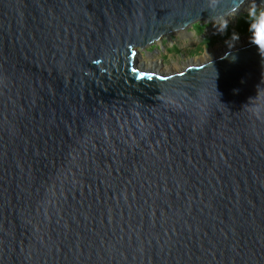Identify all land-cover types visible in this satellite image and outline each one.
<instances>
[{"label": "water", "instance_id": "obj_1", "mask_svg": "<svg viewBox=\"0 0 264 264\" xmlns=\"http://www.w3.org/2000/svg\"><path fill=\"white\" fill-rule=\"evenodd\" d=\"M264 0H0V264H264V55L138 48Z\"/></svg>", "mask_w": 264, "mask_h": 264}, {"label": "rangeland", "instance_id": "obj_2", "mask_svg": "<svg viewBox=\"0 0 264 264\" xmlns=\"http://www.w3.org/2000/svg\"><path fill=\"white\" fill-rule=\"evenodd\" d=\"M251 8L263 9L261 6L248 4L229 18L226 28L224 25L215 24L213 21L194 22L186 29L179 30L190 33L188 36L181 38L177 33L179 31L167 33L144 49L138 48V54L141 55L140 58L145 63L152 61L157 63L158 61L157 64L161 66L159 68L160 73L172 72L170 68L174 64L183 69L182 64L188 60H194V65H198L207 61V58L216 57L214 51L221 45L233 43L234 40L243 37L252 38L249 30V10ZM182 69L180 68V70Z\"/></svg>", "mask_w": 264, "mask_h": 264}, {"label": "clouds", "instance_id": "obj_3", "mask_svg": "<svg viewBox=\"0 0 264 264\" xmlns=\"http://www.w3.org/2000/svg\"><path fill=\"white\" fill-rule=\"evenodd\" d=\"M249 30L252 34L251 43L256 46L260 56L264 55V9L257 10L251 8L249 10ZM224 27H227V21H221ZM259 101L256 104L251 106V111L254 115L259 116L261 113H264V97H261L257 92L255 99Z\"/></svg>", "mask_w": 264, "mask_h": 264}, {"label": "bare ground", "instance_id": "obj_4", "mask_svg": "<svg viewBox=\"0 0 264 264\" xmlns=\"http://www.w3.org/2000/svg\"><path fill=\"white\" fill-rule=\"evenodd\" d=\"M248 4H246L244 7H246ZM235 13V11H230L227 15L225 16H222V17H219L217 19H215L213 22L215 24H220V25H223V23L221 22L222 20H226L228 21L230 17H232V15ZM178 35L183 38V37H186L188 36L189 34L186 32V31H179L177 32ZM251 39L252 38H249V37H243L241 39H236L233 41V43H226L224 45H221V47H219L217 50H215V54L217 56L221 55L222 53H224L225 51H227L228 49H231V48H235V47H238V46H241L243 45L244 43H249L251 42ZM136 54H137V57H138V65L137 67L141 70H146V71H151V72H155V73H160L161 71L159 70V68L161 66H159L156 62L152 61V62H149V63H145L140 57L141 55L138 54V51H136ZM208 55V54H207ZM140 58V59H139ZM211 58V57H210ZM210 58H207V60ZM215 58V57H214ZM212 59V58H211ZM195 61L194 60H188L187 62L183 63L182 66L185 68V67H189V66H195L194 65ZM144 64V65H143ZM153 65V66H152ZM180 68L182 69V67L178 66L177 64H174L172 66V68H170V70H172V72L170 73H174L173 71H176V70H180ZM183 68V69H184ZM152 69V70H151ZM181 71V70H180ZM167 74V73H165Z\"/></svg>", "mask_w": 264, "mask_h": 264}]
</instances>
